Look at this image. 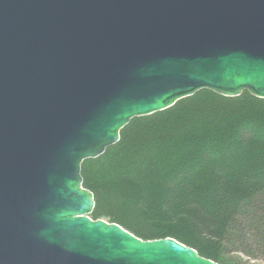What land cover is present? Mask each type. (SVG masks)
<instances>
[{"label": "water", "instance_id": "obj_1", "mask_svg": "<svg viewBox=\"0 0 264 264\" xmlns=\"http://www.w3.org/2000/svg\"><path fill=\"white\" fill-rule=\"evenodd\" d=\"M202 90L264 100V0H0V264H217L91 219L81 177Z\"/></svg>", "mask_w": 264, "mask_h": 264}, {"label": "trees", "instance_id": "obj_2", "mask_svg": "<svg viewBox=\"0 0 264 264\" xmlns=\"http://www.w3.org/2000/svg\"><path fill=\"white\" fill-rule=\"evenodd\" d=\"M81 177L93 220L217 264H264V100L202 90L135 118Z\"/></svg>", "mask_w": 264, "mask_h": 264}, {"label": "rangeland", "instance_id": "obj_3", "mask_svg": "<svg viewBox=\"0 0 264 264\" xmlns=\"http://www.w3.org/2000/svg\"><path fill=\"white\" fill-rule=\"evenodd\" d=\"M177 127H178V126H177ZM181 128H182V127H180L179 129H181ZM176 129H177V128H176ZM188 129H189V126H185V127H184V130L187 131ZM141 139H142V138H141L140 136H139V137H136L134 143H135V142L137 143L138 141H141ZM134 143H133V144H134ZM133 144H132V145H133ZM116 203H117V202H116ZM117 205L121 206L120 203H117ZM90 218H91V216H90ZM99 220H100V219H99ZM101 220H105V221H106V219H101ZM245 261H246V260H245ZM248 264H260V263H258V262H256V263H254V262H248Z\"/></svg>", "mask_w": 264, "mask_h": 264}]
</instances>
